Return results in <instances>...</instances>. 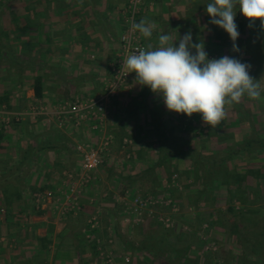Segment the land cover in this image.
Here are the masks:
<instances>
[{
    "label": "crops",
    "instance_id": "crops-1",
    "mask_svg": "<svg viewBox=\"0 0 264 264\" xmlns=\"http://www.w3.org/2000/svg\"><path fill=\"white\" fill-rule=\"evenodd\" d=\"M129 1L0 0V97L4 96L5 91H10L14 107H16V101L13 100V95L18 93L21 97L22 109L34 99L41 100L48 109H52L63 101L72 102L75 99L85 100L98 96L110 80V65L120 50V36L125 29L124 16ZM209 2L210 0H141L137 23L144 19L155 25L150 39L139 33L142 42L146 48L149 44L156 46L161 34H169L175 40L191 31L194 43L203 40L207 54L215 55L216 51L222 50L220 57L227 55L226 50L232 48V41L223 29L209 23L210 17L206 13V4ZM235 21L241 25L238 39H245V42L249 44L259 42L261 47L263 46L264 42L261 39H263L264 30L261 32L259 29H249V21L239 10H237ZM259 23L260 21L257 20L255 25ZM243 42L236 43L241 46ZM178 44L177 40L175 46L178 47ZM135 75L134 72L129 73L126 86L107 106V133L115 134L114 131L123 128L126 134L125 139L129 137L127 140L131 142V145L134 142V147L144 148L155 142V136L152 134L153 124L158 123L165 131L175 136H177V130H183L187 125L188 128L201 127L198 113L188 117L168 111L161 96L152 93L148 87H141L135 83ZM37 84L41 88V98L35 96ZM254 113L259 115L257 110ZM50 129L59 133V130L43 126L40 122L26 121L21 125H11L4 134L6 141L0 142V162L10 161L11 166L17 164L20 157L24 156L23 154L19 156V144L22 146V153L29 146L33 150H38L46 143L45 137ZM88 132L86 126L76 129L70 125L60 131L64 139L69 140L68 145L74 149L75 153L76 145L82 142L87 143V139L74 140ZM86 138H92L93 141H89L91 145L97 143L94 136ZM123 141H121V147H118L120 141L112 142L102 168L108 164L114 148L123 153L124 148L128 146H124ZM62 144L66 143L61 139L55 142V150H41L34 156L29 172L25 171L26 180L22 185L25 190L22 194L23 198L10 206L11 217L5 216V206L1 200L3 186L0 185V264H107L93 250L86 237L87 221L98 212L100 227H102L103 220L108 214L107 209L111 207V211L115 213L116 209H113L112 205H115L116 198H120L125 192L122 187L124 188L125 183L129 182L127 179L129 176H121L127 180L120 182L116 176L111 182L110 175L100 170L103 178L102 181L97 182L95 174L101 167L98 168L94 172V180L90 187L79 198L81 213L62 219L54 211L51 203L55 197L61 198V195L65 194L63 176L67 172L66 169L71 167L68 165L71 155L61 148ZM76 154L73 155L76 165L71 167V171L77 170L82 162L81 155ZM134 159L135 162L137 160V163H140L141 169L139 171L134 169L136 173H132L130 168L131 173L128 175L141 177L144 169L153 166L156 155L150 152V155L146 154L141 159L135 156ZM172 161L179 172L189 169L188 166L184 168L181 164L183 161L177 158H173ZM59 162L62 164L61 171H55L53 164ZM155 172L161 185L160 192H162L159 195L170 197L166 191L167 183L164 185L165 179L160 169H156ZM30 175L33 177L32 180L29 178ZM105 182L108 183L109 192L104 193L103 197L113 194L111 199L108 197L107 200L112 205L101 204V197H95L97 195L93 194L95 184L100 186ZM45 185L50 187L46 191H52L53 197L42 205L41 212L32 214L30 188L41 189ZM116 186H121L116 191L118 194L113 191ZM101 188L102 186L99 190ZM121 193L122 195H119ZM207 193L212 194V196L208 195L209 203L197 214L191 216L195 223L188 224L195 227V224L203 222L206 227L210 221H214L213 231L211 229L209 235L219 244V253L215 258L220 264H237L236 261L242 258L241 250L236 239L228 236V223L221 221L225 224L224 226L220 223V225L215 224L216 219H220L221 213L226 209L225 189L221 186H213V188H207ZM182 194L184 196L186 193ZM208 198L204 196L199 201H206ZM210 202H213V207L209 205ZM119 213L115 215L120 219L121 212ZM81 217L84 218L83 222L80 221ZM114 221L119 228L122 227V232L123 223H120L121 226L119 221ZM108 222L111 223L112 219ZM156 228L158 229L154 221L149 220L133 231L145 232L149 229L150 232H155ZM185 229L187 232L175 233L177 237H180L179 241L174 236L167 240L168 252L167 250L162 252L159 249L165 243L162 236L147 235L145 238L152 241V247H149L141 244L137 236L134 240L132 239V242H128L130 239H126L125 236L129 233L124 236L118 233L114 235L116 241L112 248L113 260L110 264H126V260L129 263L130 259L132 264H181L183 256L190 259L197 258V264H212L214 259L200 247L197 235L194 232H188V228ZM99 231L95 233L96 236L100 235ZM101 236L105 234L102 233ZM148 239L145 242L148 243ZM169 245L172 247L176 245L178 254L169 252L171 250ZM245 258L254 261L251 256L245 255Z\"/></svg>",
    "mask_w": 264,
    "mask_h": 264
},
{
    "label": "trees",
    "instance_id": "trees-1",
    "mask_svg": "<svg viewBox=\"0 0 264 264\" xmlns=\"http://www.w3.org/2000/svg\"><path fill=\"white\" fill-rule=\"evenodd\" d=\"M237 25L238 31L240 32L241 25L239 22ZM252 28L259 29L263 32L260 23ZM262 36L264 38V32ZM239 41L242 40L238 39L236 42ZM258 43L255 45L246 43L241 46L237 44L240 48L239 53L232 52V48L226 50L228 56L235 57L242 62L251 64L250 75L254 79H257V81L264 76V67H262L264 61V43L262 44V47ZM229 46L231 47V45ZM221 51L222 50L216 51L217 53L215 55L218 59L221 56ZM35 96L39 98L42 96L41 88L38 84L35 86ZM11 98L12 93L10 91H5L4 96L0 97V107L5 106L7 110L10 111L21 110V97L16 99L13 95V100L16 101V103L14 102L16 107L12 104ZM248 102L255 103V100H252L245 95L238 104L226 106V108H228V114L231 118H234L235 123L233 124L241 127V135L236 136L235 129H225L222 127L218 130L209 125H205V128L201 133V138L203 139L200 141L204 143V141L215 140L214 142L218 146L223 145L222 148H215L213 149L214 151L209 152L208 154H203L201 151L200 153L198 150H195L191 147L188 142L189 140H186L184 137L170 134L158 123L155 125L153 124L152 134L155 136L154 141L158 147L155 163L146 173L142 176L140 175L141 177H139V179L142 180L141 178H144L148 181V189L150 190L146 194L163 196L159 195L162 191L160 192L155 189L160 184V180L157 179L155 171L156 169H161L166 176V185L168 187L166 191L171 190V197L169 198L173 199V191H176V188L174 189V187H171L170 185L172 176L174 172H176L177 177L179 176L185 182L189 181L191 183L189 187L195 186V188H197L196 198L198 199H196L195 202L199 201V199L204 196L208 198L209 193H207V188H213V186L224 187L226 209L221 213V219L229 224L227 225L229 238L233 236V238L236 239L237 244L240 246V256H242V258H239L236 261L237 264H246L247 261L248 264H264V117L260 118L256 116L257 114H255L250 107L247 108ZM199 116L201 117L200 114ZM25 122L26 121H23L12 125H21ZM9 127H7V129L0 127V142L6 141L4 134ZM111 135L113 138L112 142L120 141L118 147H121V141L126 138L123 128L119 129L118 133H112ZM61 139L67 144H62L61 148L72 156L74 154L77 155V152L75 153L74 149L71 146L69 147V140L64 139V135L60 133V131L58 133L57 131L50 129L45 137L46 143L38 148V150H33V148L29 146L28 149L22 153V146L19 144V156L21 154L24 156L22 160L20 158V161H18L17 164L11 166L10 161L0 162V185L3 186L1 188V200L5 206L4 212L6 217L12 216L10 213V206L23 198L22 194L25 190L22 185H24L26 180L25 171L29 172L30 163L35 159L34 156L41 150H55V142H58ZM200 148L205 147L200 146ZM173 158H177L181 161L188 159L190 163L189 169L184 172H179L172 161ZM8 167L10 169H6ZM171 168L175 169V171L171 170ZM149 173L152 175H149ZM29 178L32 180L33 177L30 175ZM121 179L123 181L126 180V178ZM49 188L50 187L47 185L43 186L41 189L30 188L32 194L30 205L32 214L41 212L40 209L36 210L33 195L43 193ZM172 201L175 203L174 200ZM115 208L116 207H114V209ZM119 212L120 210L116 209L115 213L117 215L120 214ZM216 223H220L221 226H224V223L220 220H216L215 224ZM209 225L211 230L214 227V221H210ZM173 232L174 230L172 229H162L161 236L164 237L165 240L168 236H174L179 241L180 237H177ZM97 237L99 236H96V238ZM164 242L163 239V243ZM90 243L93 250L96 252L95 241L92 240ZM169 246L171 249L169 252L178 254V251L175 248L176 245L173 247L171 245ZM159 249H162V246H160ZM218 250L212 254V259H216L215 257H217V254L219 253ZM245 255L253 257L254 261L246 260ZM212 259L208 258V260ZM216 260L219 261L218 259ZM182 263L193 264L190 258L184 256L182 257L181 264ZM126 264H132V261H129V263Z\"/></svg>",
    "mask_w": 264,
    "mask_h": 264
},
{
    "label": "clouds",
    "instance_id": "clouds-1",
    "mask_svg": "<svg viewBox=\"0 0 264 264\" xmlns=\"http://www.w3.org/2000/svg\"><path fill=\"white\" fill-rule=\"evenodd\" d=\"M237 10L249 21V28L259 20L264 30V0H210L206 4L209 23L229 35L235 53L240 52L236 43L240 36L235 21ZM154 28V23L144 19L132 24L134 32L149 39ZM251 67L228 55L209 59L203 40L194 43L191 31L175 40L169 34H161L156 46L137 49L121 65L126 75L136 74V84L161 96L168 111L188 117L198 113L204 124L212 128L226 117V106L238 104L245 95L252 100L261 98L264 89L260 80L250 75Z\"/></svg>",
    "mask_w": 264,
    "mask_h": 264
},
{
    "label": "built area",
    "instance_id": "built-area-1",
    "mask_svg": "<svg viewBox=\"0 0 264 264\" xmlns=\"http://www.w3.org/2000/svg\"><path fill=\"white\" fill-rule=\"evenodd\" d=\"M140 5L141 0L129 1L124 16L125 29L120 36V50L110 65V80L98 96L85 100L75 99L72 102L63 101L52 109H48L38 99H34L18 111L7 110L5 106L0 107V127L4 129L12 124L30 121L40 122L43 126L53 127L59 131H63L67 125L76 129L86 126L89 132L96 137L97 143L94 145L90 142L76 145L75 149L81 155L82 162L77 170L64 173L62 183L66 190L65 194L61 195L60 199H56L54 204L51 202L54 211L60 217L76 216L82 211L79 198L90 187L94 180V172L104 164L110 152L113 138L106 131L107 106L117 97L129 80V74L126 75L121 68L122 62L127 55L137 49L146 48L139 32L132 30L133 22L137 23ZM15 98L19 99L20 95L15 94ZM130 144V141L124 139V146ZM170 186L178 188L176 175L172 176ZM52 197V191L34 194L36 210H39ZM118 203L122 209V223L130 227H138L150 220L163 229H172L174 214L178 211L177 205L167 196L138 195L131 194L130 191H125ZM161 210L168 212L163 213L160 212ZM100 229L98 212H96L87 221L86 237L89 242L95 241L98 256L110 264L113 260L112 236L108 235L107 239L96 238L95 233ZM205 249L215 250V247L208 245ZM127 262L128 260L125 263Z\"/></svg>",
    "mask_w": 264,
    "mask_h": 264
},
{
    "label": "rangeland",
    "instance_id": "rangeland-1",
    "mask_svg": "<svg viewBox=\"0 0 264 264\" xmlns=\"http://www.w3.org/2000/svg\"><path fill=\"white\" fill-rule=\"evenodd\" d=\"M263 40H264V38L261 39L262 42H264ZM242 41H244L243 44L247 43V42H245V39H242ZM251 44L255 45L253 43H251ZM259 45H261V44H259ZM215 57L216 56L214 54H209L208 53V58L209 59H213ZM216 59H218V58L216 57ZM262 67H264V61H263V66ZM255 80H257V79H255ZM260 84H261L262 89H264V76H262V79H260ZM249 107L252 109V111L255 112L257 110L259 112V115L257 114L258 117H260V118L264 117V91L261 92L260 100H255V103L254 102H252V103L248 102L247 108H249ZM226 113H227L226 117L223 119L221 124L216 127V129L220 130L222 127L225 128V129H235V135L236 136L237 135H241V127L238 126V125L235 126L236 124H233V123H235V121H234V118L233 117L231 118L230 115L228 114V108H226ZM198 121H199V124H201L200 128L193 127V126L188 128V125H187L185 128H183V130H180V129L177 130V132H176L177 136L178 135L179 136L182 135V137H184L186 140H189L188 142L190 143L191 147H193L195 150H198L199 152L201 151L203 154H208L209 152L214 151L213 149H215V148H222L223 145L218 146L214 142L215 140L204 141V143L202 141H200V140L203 139V138H201V135H202L201 133H202L203 129L205 128L206 124H204V122L202 121L201 117L199 118ZM259 121H260V119H259ZM109 125H110V122H109ZM118 128H119V125H118ZM145 131L147 132V130H145ZM114 132L118 133V131H114ZM87 135H89V136H87ZM84 136H82V135L78 136V137H76V139L74 141H83L85 139H87L88 143H89L90 140L93 141L92 138H86V137H93L94 136L90 132H88ZM137 143L139 144V142H137ZM200 146H203L205 148H200ZM155 147H156L155 142H153V144L151 143L148 146H145L144 148H140V146H135L134 147V142H133L132 145L130 144L126 148H124L123 153H121L120 151H117V149L114 148V151L111 152L110 160L107 162L108 164L104 165L103 168L101 166V168L97 170V172L95 174V176H97V179H98L97 182L102 181V178H103L102 175H100V170H103V171L107 172L108 175H110V177L112 178L111 182H113V179L116 176H117L119 182L123 181L121 179V176H129V177H127L129 182L125 183L126 186L124 188L122 187V189H124L123 192L126 191V190H129V191H134L131 194H138V195H144L145 194V195H148L146 193L150 189H148L149 185H148V181H146L147 179L140 180L138 176L137 177H133V176H130L128 174H130L131 172L132 173H136V171L134 169H136L137 171H139L141 169L140 163L139 162L137 163V160L135 162L134 156L137 157L138 159H141L146 154L150 155V152H151V154L153 153L154 155H156L158 147L157 148H155ZM139 148H140V153L141 154L138 152ZM143 153H145V154L142 155ZM20 158H22V157H20ZM181 164L184 166V168H187V166L190 167V163H189L188 159L183 160V162ZM61 165H62L61 162H59L58 164L54 163L53 164L54 170L55 171H61ZM68 165L71 166V167H74L76 165L74 160H73V156L72 155L69 158ZM71 167H70V169H71ZM130 168H131V170H130L131 172H129ZM70 169H66L67 172H73L74 171V170L71 171ZM149 169H150V167L148 169H144V171L141 173V175L146 173L147 170H149ZM172 170L175 171V169H172ZM98 172H99V175H98ZM160 172H161L162 177H164V179H165V182H164V185H165V183L167 182L165 173L161 169H160ZM149 175H152V174L149 173ZM173 175H176V172H174ZM122 178H125V177H122ZM177 183H178V186H177L178 188H176V191H173L174 192V195H173L174 199H172V200L175 201V204L177 205V208H178V211L174 214V218H173V220H174V225H173V228H172V230H174L173 233L180 234L183 231L187 232V229H185V228H188L189 229L188 232H194L195 235H197L198 242L201 244L200 247L203 249V251L205 253L209 254L208 255L209 257H211L212 254L219 249V244L216 242L215 239H213L211 237V235H209L210 232H211L210 227H209L210 226L209 223L206 225V227L203 225V222H200V224H198V225L195 224V227L193 225H189L188 224L189 222H191V223L193 222V224L195 223V220L191 216L197 214L198 211H200L202 207H204V206L206 207V204L209 203V198L206 201L201 200V201H196L195 202V200L198 199V198H196L197 197V194H196L197 188H195V186L194 187H189V185H191V183L189 181L185 182L179 176L177 177ZM99 184H101V182ZM95 185L96 186H94L95 188L93 189L94 196L97 195L95 197H99V196L101 197V199H102L101 204H104V205L111 204L110 201H107V200H108V197H110V199H111L113 194L108 195L106 197L105 196L103 197L104 193H108L109 192V189L107 188L108 187V183L107 182L102 183V185H100V186H102L101 190H99L100 186H98L97 184H95ZM110 186H111V184H110ZM113 186H114V184H113ZM129 186H130V188H129ZM160 187H161V185L159 184L155 189L160 191ZM120 188H121V186H116V188L113 191L116 192ZM170 191L171 190H168L167 192L170 194ZM182 193H186V194L183 196ZM119 195H122V193L119 194ZM177 195H179V196H177ZM209 195L212 196V194H209ZM170 197H171V195H170ZM56 199H60V197H55L53 199V201H52L53 204L56 202ZM184 200H185V202H184ZM98 202L100 203V201H98ZM118 202H119V197L116 198V201L114 202L115 205H112V204L111 205H112L113 209H114V207H117L115 209L122 211L121 206H120V204ZM209 205H211L213 207V202L212 203L210 202ZM109 208L110 209H107L108 214L105 217V219L103 220V225H102V227L100 229L101 231H99L100 232L99 233L100 234L99 237H102L101 239H107L108 235H111L112 236V240H113L112 248L115 245V241H116V237H114V235L116 236V235H118V233H120L121 236H124L126 233H129V235L126 234L127 236H125L126 239H130L128 242H132V239L134 240V238L137 236L138 238H140L139 240L141 241V244L148 245L149 247H152L151 246V242L152 241L149 240L148 238H145L147 235H151V236L158 235V236H161V234H159V233L162 232L163 228L161 226H159L155 222H154V225H156L158 227V229H159L158 230L156 228L154 230L155 232H150L149 229H147V231H145V232H137V231H133L136 227H130V226H126V225L123 224L124 225V230L122 232H124V233H122L121 232L122 227L119 228V226H117L116 222L114 221V220L119 221V224H120L122 222V215L120 216V219L117 218L115 213H113L111 211V207H109ZM114 211L116 212V210H114ZM160 212L164 213V212H168V211L161 210ZM60 218L65 219V218H68V216L67 217H60ZM110 219H112L113 223L112 222L111 223L108 222ZM216 220L223 221L221 218L220 219H216ZM80 221L83 222L84 218L81 217ZM204 230H205V232H204ZM207 230H209V231H207ZM151 231H153V230H151ZM212 231H213V229H212ZM102 233H104L105 236H101ZM147 239H148V243L149 244L147 242H145V241H147ZM162 239H164V241L166 243L167 240L172 239V236L171 237L168 236L166 240H165L164 237H162ZM165 243L162 245V249H161L162 252L163 251L166 252V250H167V243L166 244ZM208 245H214L215 250H213V249L212 250L211 249L206 250L205 247H207ZM197 260H198L197 258L191 259V262L193 264H197ZM130 261H132V259H130ZM212 264H219V261H217L215 259L214 261H212Z\"/></svg>",
    "mask_w": 264,
    "mask_h": 264
}]
</instances>
